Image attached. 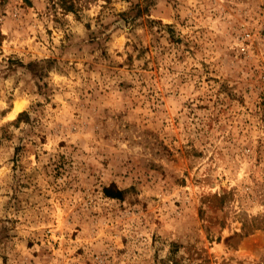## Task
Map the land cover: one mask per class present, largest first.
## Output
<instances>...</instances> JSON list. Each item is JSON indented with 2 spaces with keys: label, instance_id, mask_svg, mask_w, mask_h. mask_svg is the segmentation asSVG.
<instances>
[{
  "label": "rangeland",
  "instance_id": "rangeland-1",
  "mask_svg": "<svg viewBox=\"0 0 264 264\" xmlns=\"http://www.w3.org/2000/svg\"><path fill=\"white\" fill-rule=\"evenodd\" d=\"M79 3L0 0V264H264V0Z\"/></svg>",
  "mask_w": 264,
  "mask_h": 264
},
{
  "label": "trees",
  "instance_id": "trees-1",
  "mask_svg": "<svg viewBox=\"0 0 264 264\" xmlns=\"http://www.w3.org/2000/svg\"><path fill=\"white\" fill-rule=\"evenodd\" d=\"M58 4L60 7L63 9L65 12H73V13H78L81 8V3H79V0H57ZM111 196L114 197H121L122 196V191L116 190L113 194L108 193Z\"/></svg>",
  "mask_w": 264,
  "mask_h": 264
}]
</instances>
